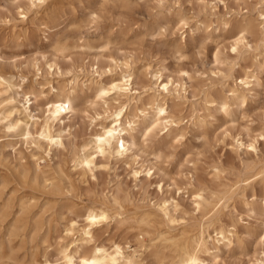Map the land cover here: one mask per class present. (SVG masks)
<instances>
[{
    "label": "rangeland",
    "instance_id": "1",
    "mask_svg": "<svg viewBox=\"0 0 264 264\" xmlns=\"http://www.w3.org/2000/svg\"><path fill=\"white\" fill-rule=\"evenodd\" d=\"M263 8L264 0H46L37 7L0 0V264H60L86 209L100 205L112 216L95 228V241L120 242L137 264H172L175 255L150 241L184 233L193 246L204 222L213 236L220 226L235 233L230 246L210 243L207 264L264 261ZM246 23L252 28L233 52ZM245 70L257 76L249 91L238 78ZM126 72L139 91L124 118L140 120L128 138L135 144L121 156L100 155L94 173L86 172L81 149L128 101L116 93L97 99L95 81ZM161 82H169L164 94ZM234 85L242 96L231 95ZM56 89L73 93L74 111L55 127L63 146L47 154L40 135ZM26 92L31 118L22 110ZM159 101L175 122L146 135ZM27 124L31 139L23 136ZM197 192L206 197L202 210ZM166 200L179 204L171 206L173 222L160 210ZM147 212L152 222L143 225ZM73 219L76 234L67 235Z\"/></svg>",
    "mask_w": 264,
    "mask_h": 264
},
{
    "label": "bare ground",
    "instance_id": "2",
    "mask_svg": "<svg viewBox=\"0 0 264 264\" xmlns=\"http://www.w3.org/2000/svg\"><path fill=\"white\" fill-rule=\"evenodd\" d=\"M28 1L31 3V6L37 7L41 6L46 0ZM27 13L28 12H26V10L22 8V14L24 18H26ZM260 14L264 19V8L260 11ZM251 28L252 25L250 23H246L239 28V37L234 41L233 48L238 50L239 44L245 41L246 33H248ZM125 65L128 66V63L126 62ZM95 68L97 72L98 69L101 68L100 64H97ZM109 71H111V69H109ZM99 75H101V73H99ZM238 78H240V84L247 86V88H244V86H242V89L249 91L251 83L255 82L257 76L255 72L245 70L244 75H240ZM95 83L97 99L107 101L111 93H116L118 96L124 97L128 101H125L123 103L120 102L114 111L111 110L112 113L110 114L112 115V120L109 122L101 121L100 128L92 133L90 142L85 147H83V149H81L82 155L79 157L78 163L84 171L93 173L97 168V158L100 155L106 156L116 154L117 156H121L125 153V150L135 144L134 141L129 140L130 138H132L131 130H135L140 124V120L138 117L132 119L129 118L130 120L128 121V123L124 122L125 115L126 113H128L130 107L129 103L127 102H130L131 104L139 98V91L134 87L133 73L126 72L125 74L116 78L112 76L109 81L98 79L95 81ZM165 85H167V90H169V82H161L158 86V91L161 94H164V92L166 91ZM229 92L233 97L243 95L241 89L237 85L231 86L229 88ZM25 95V102L22 106V110L25 113L26 117L31 118L32 116L29 114V111L31 108L30 102L33 98V94L26 92ZM73 100L74 98L72 92L63 93L62 90L60 91L59 89H56L55 97L49 99L46 102L48 114L46 115V125L41 132L40 138L44 139L49 145L48 152L46 151V149H44L47 154L51 152V148L53 145L63 146V139L59 134L55 133V127L57 124H64V121L67 118V113L74 111ZM57 105H60V108H57ZM65 105L67 107H65ZM166 105L167 102H157L159 115L157 117H154V119L146 126V135L160 129V127L162 126H167V123L169 122L170 124H172V122H175L174 120L169 119V110L168 106ZM14 110L15 108H13L11 111ZM4 113L5 112L0 109V120L5 119L6 115ZM109 132H111V135H108ZM23 136L26 139H31L32 134L31 130L28 127V124L23 130ZM243 145V141H240L239 143L237 141L238 149L242 148ZM123 146H125L124 149H122ZM248 146H253V144H250ZM38 159L40 158H38L37 156L35 160ZM137 173H139V171L134 172L135 177H137ZM256 174H260V171ZM195 198L196 208L198 210L204 209L206 197L203 195V193L197 192L195 194ZM114 200L119 204L118 197L114 196ZM221 205L222 204H220V206ZM171 206L176 209L179 204L175 200H166L164 204L160 206V210L164 213L169 221L173 222L174 219L171 214ZM220 206H215V212L220 208ZM111 210L106 205L88 207L84 213V220L86 223L82 227H79L78 230H76L78 221L76 219H73L71 221L70 227L66 229V234L74 235L76 234V232H79V235L73 242L75 243L74 248H70L69 245L62 247V262L60 264H82L83 261H88L89 264H137L135 255L133 253H128L127 251H125L120 242H114L111 248H107L104 244H102L103 242L97 243L95 241V228L108 221V219L112 216ZM151 216V212L145 213L140 217L139 223L143 225L151 224ZM213 216L214 215L210 216L206 220L208 221L209 219L213 218ZM100 217H105V219L100 220ZM93 218H96L95 222H93ZM209 227L210 224L206 225L204 222L202 228L200 229L198 237L194 239L193 246L190 245L189 238L184 233L180 234L179 237H175L173 235L169 236L167 234L161 233L160 235H158V239L155 241L151 240L152 242L150 241L149 245L150 247L158 248L159 252L170 250L177 258L176 261H174L172 264H207V258L205 257V255L210 251L209 245L211 242H213L214 246L219 250V247L221 245L230 246L235 241L234 232L220 226L215 227V235L213 236L209 231ZM74 230H76V232H74ZM262 239L264 241V237ZM89 243H92V245L90 246V250L82 251L81 249L83 248V246ZM160 245H162V247H160ZM136 256H138V253ZM262 263H264L263 260L259 262V264ZM43 264L56 263L46 258L43 261ZM243 264L253 263L251 261H247Z\"/></svg>",
    "mask_w": 264,
    "mask_h": 264
},
{
    "label": "snow or ice",
    "instance_id": "3",
    "mask_svg": "<svg viewBox=\"0 0 264 264\" xmlns=\"http://www.w3.org/2000/svg\"><path fill=\"white\" fill-rule=\"evenodd\" d=\"M232 51L235 52L236 49L233 48ZM113 87H114V86H113ZM165 90H167V85H165ZM104 94H106V93H104ZM65 107H67V106L65 105ZM57 108H60V105H57ZM108 135H111V132H109ZM253 150H254V149H253ZM137 175H139V173H137ZM148 175L150 176V175H151V172H149ZM95 219H96V218H93V222H95ZM99 219H100V220H103V219H105V217H100ZM82 264H89V262H88V261H83Z\"/></svg>",
    "mask_w": 264,
    "mask_h": 264
}]
</instances>
